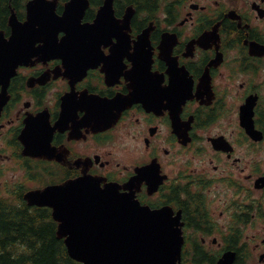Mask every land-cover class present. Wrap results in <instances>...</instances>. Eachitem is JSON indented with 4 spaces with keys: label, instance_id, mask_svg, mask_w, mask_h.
<instances>
[{
    "label": "flooded vegetation",
    "instance_id": "af4514ba",
    "mask_svg": "<svg viewBox=\"0 0 264 264\" xmlns=\"http://www.w3.org/2000/svg\"><path fill=\"white\" fill-rule=\"evenodd\" d=\"M5 1L7 184L89 174L167 210L181 264H264V0H80L79 26L52 43L48 21L24 33L32 0ZM25 130L46 156H24Z\"/></svg>",
    "mask_w": 264,
    "mask_h": 264
},
{
    "label": "water",
    "instance_id": "95a60500",
    "mask_svg": "<svg viewBox=\"0 0 264 264\" xmlns=\"http://www.w3.org/2000/svg\"><path fill=\"white\" fill-rule=\"evenodd\" d=\"M40 9L48 18L50 41L64 26L78 24L79 18L71 20L70 13L58 17L54 7L48 12ZM25 155L36 153L27 146ZM26 198L30 205L53 209L58 238L65 239L69 255L83 264H176L179 260L180 234L170 213L141 206L134 193H123L117 185L102 187L101 181L84 176L32 191Z\"/></svg>",
    "mask_w": 264,
    "mask_h": 264
},
{
    "label": "trees",
    "instance_id": "16d2710c",
    "mask_svg": "<svg viewBox=\"0 0 264 264\" xmlns=\"http://www.w3.org/2000/svg\"><path fill=\"white\" fill-rule=\"evenodd\" d=\"M0 264L80 263L70 258L57 238L51 211L30 207L19 196L11 203L0 198Z\"/></svg>",
    "mask_w": 264,
    "mask_h": 264
},
{
    "label": "rangeland",
    "instance_id": "374dc122",
    "mask_svg": "<svg viewBox=\"0 0 264 264\" xmlns=\"http://www.w3.org/2000/svg\"><path fill=\"white\" fill-rule=\"evenodd\" d=\"M11 172V165L7 161L0 160V185H2L3 181L1 178L6 177Z\"/></svg>",
    "mask_w": 264,
    "mask_h": 264
}]
</instances>
